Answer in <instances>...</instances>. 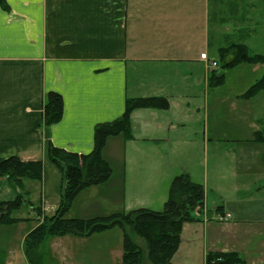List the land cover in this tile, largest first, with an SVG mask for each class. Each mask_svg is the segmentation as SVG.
<instances>
[{"label":"crops","instance_id":"0c3cea01","mask_svg":"<svg viewBox=\"0 0 264 264\" xmlns=\"http://www.w3.org/2000/svg\"><path fill=\"white\" fill-rule=\"evenodd\" d=\"M4 1L7 9L0 6V161L11 156L23 162L42 161L44 175L38 181L43 197L39 205L27 198L26 184L31 180H24L21 189H13L2 177L0 202L20 194L34 214L35 208L47 214V205L54 212L62 179L46 158L47 143L88 154L93 149L95 127L119 118L127 99L161 98L168 108L135 110L131 115L133 139L125 141L121 135L109 138L102 151L104 159L116 166L126 164L127 146L137 141L192 149L198 130L204 143L214 137V148L224 141L236 142L224 144L226 163L222 159L220 168L218 164L212 168L221 177L220 186L218 179L216 183L208 177L202 183L194 180L205 190L204 205L195 213L196 221L182 227L180 245L184 248L178 264H205L209 252L235 253L243 264H264V141H254L256 132L264 129V116L255 114L258 110L252 101L257 95L247 100L241 97L262 75L230 92L225 87L229 70L209 69L201 59L205 53L220 65L219 49L231 44H244L250 51L249 40L257 31L264 43V0ZM253 18H257L254 24L247 25ZM232 58L227 54L223 61ZM263 66L239 65L230 72L245 68L253 76ZM220 74L223 81L217 84ZM49 92L62 97L63 111L58 123L45 126L42 108ZM236 102L247 108L242 114L247 117L244 127L236 126L233 118L226 125L215 119L197 126L201 109L213 119L218 115L216 109ZM240 130H248L247 139L226 135ZM235 146L244 150L237 151ZM129 159L134 162L133 153ZM160 177V185L166 181L167 187L171 179L168 171ZM118 178L119 174L80 192L68 217H90L85 211L74 210L80 196L86 199L93 194L105 200L106 188L122 183L124 197L125 180L116 182ZM159 183L155 175L134 173V196H145ZM48 192L53 194L52 204L44 198ZM119 192L116 194L122 199ZM134 203L140 201L134 199ZM227 214L228 220H216L215 216ZM20 224L0 225V264H17L21 258L27 264L23 241L36 224L21 239L11 238V231Z\"/></svg>","mask_w":264,"mask_h":264},{"label":"trees","instance_id":"16d2710c","mask_svg":"<svg viewBox=\"0 0 264 264\" xmlns=\"http://www.w3.org/2000/svg\"><path fill=\"white\" fill-rule=\"evenodd\" d=\"M0 6L7 9L5 1ZM232 54L225 62L223 58ZM220 71L231 70L239 65L264 63V56L250 53L244 44H231L219 49ZM222 83L223 74L216 76ZM264 91V73L251 85L242 98H252ZM168 103L161 98L127 99L123 114L94 129L93 149L88 154H78L47 143L45 155L48 162L59 172L62 183L59 188L57 208L51 215L42 214L35 208L37 222L24 237L23 249L27 264H43L39 247L50 237L75 236L88 238L94 234L119 228L122 233L121 264H170L180 244L184 224L196 221L195 213L203 209L205 190L194 182L188 173L175 176L169 185L167 200L160 211L138 208L128 212L111 213L93 218H69L67 216L74 199L83 190L108 181L112 169L102 155L109 138L122 136L133 139L131 115L138 109L166 110ZM62 97L55 92L46 94L42 114L45 126H51L62 118ZM256 142L264 141V129L255 134ZM44 175L42 161L23 162L11 156L0 161V177L5 178L13 189H21L24 180L41 181ZM24 202L23 195L0 202V225L17 224L25 219L13 217ZM31 205V203L26 200ZM39 217V220H38ZM135 239L143 241L141 247ZM205 264H243L235 253H212L205 256Z\"/></svg>","mask_w":264,"mask_h":264},{"label":"rangeland","instance_id":"374dc122","mask_svg":"<svg viewBox=\"0 0 264 264\" xmlns=\"http://www.w3.org/2000/svg\"><path fill=\"white\" fill-rule=\"evenodd\" d=\"M255 19L257 18H253L250 22L247 23V25L254 24L253 20ZM251 37L252 40H249L251 48L250 51L264 53V43L261 32L257 31L256 35H253ZM213 39L215 38L213 37ZM260 65H264V63ZM219 68L220 65L217 64L215 70H218ZM244 69L245 68H239L237 70H232L231 72L230 70L226 72L227 84L225 87L226 89H229L230 92L239 91L244 86H246V84H252L254 82L253 80H257L264 72V66L253 76L250 74V72H247ZM230 92L227 93L231 95ZM256 97L257 98L252 101V104H254V106L258 110L255 114H257L259 117H263L264 91L257 94ZM242 99L247 100L246 98ZM200 100L202 103L204 101V97H201ZM246 109L247 108L245 106H240L237 102L234 106H231L229 103H225L220 109H216L218 115L213 119L210 115H207L205 111L201 109V111L197 113V120H200V122L197 123V126L210 124L214 122L215 119H217V122L220 125L222 123L226 125L227 120L228 122H230L231 118H233L236 126L244 127L247 124V117H243L242 114L247 112ZM245 132H248V130H240L239 133H226V135H236V138L242 141L248 138V133ZM197 133L198 134L196 136L195 145L192 149H178L169 147L166 148L160 145L159 147L157 145H153L152 143L142 144L141 141H137L136 144H129V146H127L126 152L128 156H126L125 158L126 164H121V166L110 164L112 169L111 178L116 177L119 174V178L118 180H116V182H121L122 179L125 180L124 197L121 195L123 184L120 183L117 187L106 188V194H104L105 200H103L102 197L98 195L95 198L93 194H90L88 197H86V199H84L83 196H80V198H78V201L80 202L76 203V208L74 209L75 212L85 211L90 216L89 218H93L109 215L111 213L128 212L130 210L138 209L140 208V206L148 207L154 211H160L162 209L163 201L161 204H158L156 202L160 199H163L165 201L167 200L168 189L171 180L181 173H189L193 181L197 180L201 183L204 182L203 178L207 177L210 182L214 181L215 183L218 179V185L220 186L222 184L221 180H219L221 179V177H217L218 171H212V168L217 164L219 168L221 167L222 159L226 152L224 150L226 149L224 144L227 143L235 145L236 142L231 143L224 141L222 142L223 144H221V147L214 148V137H211L212 140L209 139L207 144L202 142L201 130H198ZM208 134L213 133L209 131ZM188 135L193 134L190 133ZM131 148H134V150H131ZM234 148H236L237 151L244 150L238 146H235ZM132 153L134 162H131V160L129 159ZM157 154L161 157L162 161L158 159ZM151 157H154V159H152ZM136 159L138 161H136ZM223 162L226 163V160L223 159ZM167 171L171 179L169 180V184L166 187V181H164L161 185L159 182L163 180L160 177L161 173H164L166 175ZM134 173H150L151 175H155L159 184H157L156 189L151 188L150 193H145V196L137 195V197H135ZM46 175L48 178L49 174L47 173ZM226 177H230L229 174L226 175L225 178ZM151 181L152 185L156 182L154 179ZM228 184L229 181H226L224 185L227 186ZM113 185L116 184L113 183ZM26 186L28 188V191L30 192L27 198H29L30 201L34 202L36 206L39 205L40 200H42L43 197L40 195V186L38 184V181L27 182ZM143 189L148 191V188ZM119 190V194L122 199L116 194V192ZM107 191H109V193H107ZM110 192L113 194L111 195ZM44 198H46L47 204H52V192L46 193ZM134 199L139 200L140 203L136 205L134 203ZM103 201L106 202L103 203ZM47 206L49 208L47 214H53V208L51 207V205ZM85 207H88V209ZM13 216L15 218L26 220L22 221L20 225L15 226V229L11 231V238L13 236L14 239H21L24 232L29 231L30 228L37 222L36 214H34L33 211H31L30 207L25 203L21 205L18 211L13 213ZM183 239H186L185 235ZM135 240L139 246L144 247L143 241H141L140 239ZM182 248H184L183 245L178 246V249L173 256V261H171L172 264L179 263V258L182 254ZM39 252L43 255V264H121L122 233L119 228H113L105 232L94 234L88 238H80L70 235L65 237H50L47 238L39 247ZM17 264L26 263L24 259L21 258Z\"/></svg>","mask_w":264,"mask_h":264},{"label":"built area","instance_id":"2783aa9c","mask_svg":"<svg viewBox=\"0 0 264 264\" xmlns=\"http://www.w3.org/2000/svg\"><path fill=\"white\" fill-rule=\"evenodd\" d=\"M201 59H203L204 61L208 62L206 54H202L201 55ZM216 66H217L216 62H214V61L210 62V67L211 68H215ZM215 217H216V220H218V221H226V220H228L230 218V215H217Z\"/></svg>","mask_w":264,"mask_h":264}]
</instances>
